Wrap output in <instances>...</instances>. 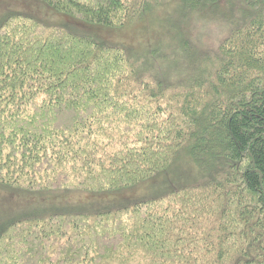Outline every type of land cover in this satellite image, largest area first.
Returning a JSON list of instances; mask_svg holds the SVG:
<instances>
[{
    "label": "trees",
    "instance_id": "16d2710c",
    "mask_svg": "<svg viewBox=\"0 0 264 264\" xmlns=\"http://www.w3.org/2000/svg\"><path fill=\"white\" fill-rule=\"evenodd\" d=\"M33 1L111 31L170 3L214 23L183 72L156 68L154 46L144 58L56 21L0 15V189L120 190L184 154L199 177L109 210L39 205L0 227V264H264V0Z\"/></svg>",
    "mask_w": 264,
    "mask_h": 264
},
{
    "label": "rangeland",
    "instance_id": "374dc122",
    "mask_svg": "<svg viewBox=\"0 0 264 264\" xmlns=\"http://www.w3.org/2000/svg\"><path fill=\"white\" fill-rule=\"evenodd\" d=\"M24 12L38 17L41 21L58 22L59 24L70 26L77 31L84 30L85 34L92 35L98 41L106 43L124 44L129 46L132 51H137L144 58L152 52V46L156 50V56L150 58L151 63H155L156 68L160 66L161 60L173 62L175 66L188 69L196 56L195 52L202 50L206 44V38L210 37L214 22L204 26V17L197 12L184 9L178 4L170 3L155 9L153 16L148 17L142 23L134 26H125L122 29L107 30L97 25H84L78 21L69 20L57 13H53L45 5L34 2L33 0H0V15L10 11ZM232 11V9H230ZM232 14V12L229 11ZM30 16V17H31ZM150 18V19H149ZM205 23V22H204ZM142 47V48H141ZM147 47V48H146ZM150 57V56H149ZM170 65V64H169ZM173 66H166L162 71L167 78L177 75ZM196 165L184 154L179 161L164 173L154 176L152 180L131 185V187L121 188L120 190L99 192L97 194H80L77 192H62L56 195L44 196L37 194H24L16 190L7 188L0 189V227L15 221L18 218L34 214L39 205L47 211L54 210L53 204H58L61 208L81 211L97 212V210H109L123 205H132L136 201L146 198L160 196L168 190L189 183L199 177L194 169ZM51 204V205H48Z\"/></svg>",
    "mask_w": 264,
    "mask_h": 264
}]
</instances>
